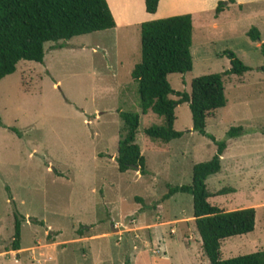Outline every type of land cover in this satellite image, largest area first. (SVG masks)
I'll return each mask as SVG.
<instances>
[{
    "label": "rangeland",
    "instance_id": "obj_1",
    "mask_svg": "<svg viewBox=\"0 0 264 264\" xmlns=\"http://www.w3.org/2000/svg\"><path fill=\"white\" fill-rule=\"evenodd\" d=\"M212 10L192 18L191 70L167 83L188 95L193 78L229 68L226 51L248 68L223 78L225 105L205 119V134L226 143L219 171L204 182L211 195L226 194L207 202L225 212L254 210L251 233L220 243L224 260L264 250V0H235L216 16ZM251 28L258 40L247 36ZM138 61L139 30L101 31L45 43L41 63L19 61L0 80V264H208L191 197L161 198L167 186L189 185L191 167L208 161L215 146L191 130L186 103L173 111L178 139L143 134L162 118L140 114L129 76ZM118 112L138 114L134 142L144 176L116 170ZM235 127L240 133L226 138ZM16 216L19 249L12 251Z\"/></svg>",
    "mask_w": 264,
    "mask_h": 264
},
{
    "label": "trees",
    "instance_id": "obj_2",
    "mask_svg": "<svg viewBox=\"0 0 264 264\" xmlns=\"http://www.w3.org/2000/svg\"><path fill=\"white\" fill-rule=\"evenodd\" d=\"M217 2L213 14L218 15L227 4ZM158 0H143L144 11L152 14ZM114 28L105 0H0V80L11 75L19 61L41 63L43 45L67 41L73 37L101 32ZM191 17L189 14L170 16L139 25V61L133 65L129 76L136 85L138 108L141 115L151 113L162 118V124L149 126L143 134L151 140L168 143L178 139L180 132L173 129L174 108L187 104L191 130L209 138L204 131L205 119L213 111L224 107L223 78L241 76L248 68L229 51L224 52L229 68L222 73L202 75L193 78L189 94L174 92L167 83L170 74H183L191 70ZM251 41L258 40L255 28L249 29ZM259 51L264 59V44ZM264 74V65L259 67ZM175 96L176 99H171ZM121 128L114 158L118 173L136 170L146 175L144 158L134 142L138 126V114L118 112ZM239 127L229 128L226 138L240 133ZM214 155L206 162L191 167L189 185L167 186L162 200L174 194L191 197V216L200 240L202 253L208 264H264V250L247 255H238L222 260L220 243L227 238L241 236L253 231L254 210L245 208L225 212L211 206L207 199L225 195L220 189L211 195L205 187V179L220 168V157L226 143L214 142ZM20 222L14 218L11 250L19 249Z\"/></svg>",
    "mask_w": 264,
    "mask_h": 264
},
{
    "label": "crops",
    "instance_id": "obj_3",
    "mask_svg": "<svg viewBox=\"0 0 264 264\" xmlns=\"http://www.w3.org/2000/svg\"><path fill=\"white\" fill-rule=\"evenodd\" d=\"M218 1L220 0H209L207 5L203 6L201 2L199 4L192 2L187 5H176L175 0H158L155 12L148 14L144 11L143 0H105L114 21V28L105 31H110L113 35H117L120 31L128 33L136 29L139 30L141 23L184 14L190 15L192 24V18L196 14L214 10ZM160 8L162 9L159 12ZM175 8L178 9L174 10Z\"/></svg>",
    "mask_w": 264,
    "mask_h": 264
},
{
    "label": "water",
    "instance_id": "obj_4",
    "mask_svg": "<svg viewBox=\"0 0 264 264\" xmlns=\"http://www.w3.org/2000/svg\"><path fill=\"white\" fill-rule=\"evenodd\" d=\"M13 212L15 213L14 209H13ZM16 219H17V220H19V219H20V217L16 216ZM28 221H30V220H28ZM30 222H33V221L31 220ZM128 245H129V250H130V249H131V244H130V243H128Z\"/></svg>",
    "mask_w": 264,
    "mask_h": 264
}]
</instances>
